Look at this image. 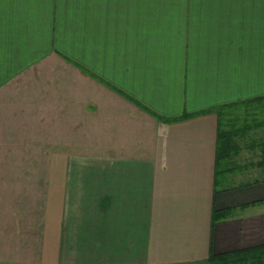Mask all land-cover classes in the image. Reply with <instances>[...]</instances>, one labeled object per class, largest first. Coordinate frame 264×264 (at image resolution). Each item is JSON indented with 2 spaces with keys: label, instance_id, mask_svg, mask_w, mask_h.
<instances>
[{
  "label": "crops",
  "instance_id": "0c3cea01",
  "mask_svg": "<svg viewBox=\"0 0 264 264\" xmlns=\"http://www.w3.org/2000/svg\"><path fill=\"white\" fill-rule=\"evenodd\" d=\"M264 0H0V264H264Z\"/></svg>",
  "mask_w": 264,
  "mask_h": 264
},
{
  "label": "trees",
  "instance_id": "16d2710c",
  "mask_svg": "<svg viewBox=\"0 0 264 264\" xmlns=\"http://www.w3.org/2000/svg\"><path fill=\"white\" fill-rule=\"evenodd\" d=\"M254 251L259 252V253H264V247L257 248Z\"/></svg>",
  "mask_w": 264,
  "mask_h": 264
}]
</instances>
